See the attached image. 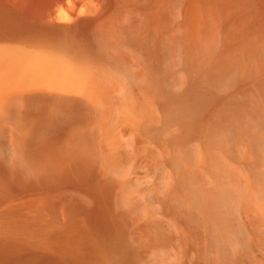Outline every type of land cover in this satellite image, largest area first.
I'll return each instance as SVG.
<instances>
[{
    "label": "bare ground",
    "instance_id": "1",
    "mask_svg": "<svg viewBox=\"0 0 264 264\" xmlns=\"http://www.w3.org/2000/svg\"><path fill=\"white\" fill-rule=\"evenodd\" d=\"M0 264H264V0H0Z\"/></svg>",
    "mask_w": 264,
    "mask_h": 264
}]
</instances>
